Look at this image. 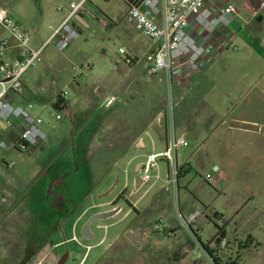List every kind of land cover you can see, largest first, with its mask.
Here are the masks:
<instances>
[{"label": "rangeland", "instance_id": "rangeland-1", "mask_svg": "<svg viewBox=\"0 0 264 264\" xmlns=\"http://www.w3.org/2000/svg\"><path fill=\"white\" fill-rule=\"evenodd\" d=\"M71 1L0 0V7L9 11L23 30L38 32L32 41L33 48L38 49L52 35L49 26L56 28L65 18L57 8ZM88 9L91 15L83 16L89 28L64 53L54 43L47 44L40 61L23 78L31 82V92L39 95L32 102L38 109L36 114L50 124L42 126L47 135L42 150L32 155L0 151V171L11 181L22 180L27 186L21 204L13 186L8 188L0 174V264H57L66 250L70 253L68 264H190L200 254L199 243L194 230L189 233L181 227L179 213L190 215L184 211L196 203V198L209 207L213 220H198L196 228L203 242L211 241L218 227L225 226L215 214L227 215L245 200L257 217L250 231L242 229L238 221L237 225H226L231 242L221 248L215 241V255L221 261L264 264V210L259 203L264 202V123L234 122L246 105L239 101L238 93L243 89L250 92L248 101L257 94L256 88L249 87L256 73L245 76L247 87H237L244 81L243 75L220 71L212 79L211 93L197 109L184 112L181 106L177 116L176 102V128L194 132L189 136L190 146L178 153L179 165L194 167V171L180 181L177 195L161 190L160 183L153 185L155 179L150 185L140 182L136 186V169L144 157L128 148L121 156L109 157L107 147L114 145L112 133L129 136L142 132L145 124L140 120L146 115L150 120L147 113L152 108L155 119H161L160 123L155 121L157 128L169 130L166 77L163 73L148 75L144 66L150 41L124 18L127 6L123 0H91ZM121 49L126 55L120 54ZM11 52L15 57L18 54ZM129 58L138 62L129 64ZM59 92L66 94L69 106L61 120L44 109L54 104ZM111 96L117 102L107 108L105 99ZM4 156L15 166L3 168ZM159 165L164 178L166 163ZM125 167L129 185L122 189ZM217 168L223 176H217ZM157 173L155 170L152 175ZM55 174L62 185L55 187L53 196L50 187ZM55 195L64 198L62 214L54 210ZM106 212L116 214L94 221L91 228L96 237L85 239V223L93 215ZM71 213L72 219L64 224L62 218ZM238 228L240 234L234 237ZM129 231L145 244L136 247L126 237ZM247 246L252 247L253 256L242 251ZM199 262L208 264L204 259Z\"/></svg>", "mask_w": 264, "mask_h": 264}, {"label": "built area", "instance_id": "built-area-1", "mask_svg": "<svg viewBox=\"0 0 264 264\" xmlns=\"http://www.w3.org/2000/svg\"><path fill=\"white\" fill-rule=\"evenodd\" d=\"M127 6L124 18L134 25L136 30L150 41V48L145 55L148 65V75L155 76L163 73L166 77L168 98L167 114L170 128L168 130V143L164 151L151 154L142 163L139 176L142 186L160 183L161 190L172 191L177 195L178 183L183 171L179 165L178 153L190 146L189 135L179 134L175 125V107L177 98L175 88L179 87L183 95H188L193 87V77L200 73V60L204 57L206 49L197 41L196 36L190 32L191 21L213 31L219 24L229 26L232 16L236 13L234 4L224 7L219 17L211 18L208 11H204L207 0H123ZM91 0H72L67 5H60L57 10L65 15L61 24L54 28L48 42L35 49L32 46L33 36L37 31L30 33L15 22L9 11L0 7V151L16 150L21 153L34 154L41 149L47 135L42 126L50 124L41 115L36 114V107L29 105L23 107L13 103L11 95H22L24 92L23 78L26 72L40 61V57L47 44L54 43L60 53H64L69 45L80 37L75 27L78 16L89 13L88 5ZM255 13L264 10V0H251ZM107 24V22H103ZM16 50V57L8 53ZM121 55H126L124 49ZM137 62L136 58L128 59L127 63ZM78 73L79 71L76 70ZM116 98L107 101V107L116 102ZM44 109L61 120L62 113L69 112L66 94L59 92L54 104L44 106ZM15 134L16 140L11 141L7 132ZM259 131H261L259 129ZM199 149V148H198ZM166 163L167 172L163 178L159 163ZM188 164V162H187ZM8 169L15 163L7 162ZM158 171L153 176L152 172ZM217 176H222L220 169H216ZM214 174V173H213ZM215 176V175H213ZM152 185V186H153ZM151 189V187H150ZM149 189V190H150ZM181 227L193 233V227L201 217L196 211L187 217L179 213ZM199 243V241H198ZM199 260H206L208 264H216L211 256L199 243ZM217 257V256H216Z\"/></svg>", "mask_w": 264, "mask_h": 264}, {"label": "crops", "instance_id": "crops-1", "mask_svg": "<svg viewBox=\"0 0 264 264\" xmlns=\"http://www.w3.org/2000/svg\"><path fill=\"white\" fill-rule=\"evenodd\" d=\"M229 4H234L236 7V13L232 16V20L229 26L219 24L213 31H209L205 27L200 26L196 21H191L190 32L196 36L197 41L200 44L204 45L206 53L200 60V73L195 75L192 79L193 87L190 93L188 95H183L182 90L179 87L175 88V95L177 98V116L179 115V109L181 108V106L184 112L192 109H197L200 106V103L203 101L204 97L211 93L214 87L212 79H216L220 71L222 74L225 73L227 75H229V73H233L234 71L240 73V75H243L244 81L240 82L237 87H247L245 80L247 76L253 72L256 73V78L254 79L253 84L249 87L256 88L257 94L252 100L248 101L247 98L250 92L246 93L243 89L238 93L237 98L241 103L245 102L246 105H242L244 109L238 114V117L234 119V122H239L246 125L264 123V10L255 13L254 8L251 6V0H207L205 3L204 11H208L211 18L219 17L221 10ZM88 14L91 15V13ZM75 27L79 30L80 33H82L84 29L89 28V22L85 19V16H78L75 21ZM48 40L42 46H44L48 42ZM149 48L150 45L147 47L146 53L148 52ZM11 54L12 57H15L13 56L12 52ZM144 67L148 71V65L146 64ZM24 79L23 83L25 88L23 94L20 96L11 95V99L13 103L17 105L28 107L29 105H35L32 103L33 99L37 98L39 95L31 92V82L28 80V78L26 80ZM74 82H76V77L74 78ZM77 86L81 87L79 83H77ZM41 89L44 90L43 88ZM124 92H127V94H129V91L126 89H123V93ZM111 97H108L105 100L108 101L109 99H111ZM115 103L110 107H107L106 105L105 106L107 108H111L115 105ZM36 110L38 111L37 107ZM69 114L71 115V113ZM147 114L150 116V120H148L147 115L144 119L140 120L143 124H145L142 132H136L134 134L131 133L129 136H127L126 134H122L121 132L118 133V131L112 133L114 145H110L107 147V153L110 155L109 157L121 156L122 153H124V150L128 148L131 150L136 149L137 151H139V154L146 160L149 155L161 153L166 149L168 143V130L165 129L163 131L161 130V128H157V126L155 125V121H158L160 123L161 119L160 117L158 118V120L155 119L156 115L154 113V108H152L151 112H148ZM177 132L179 134H188L192 137L194 133H192V129H183L180 126H178L177 128ZM7 135L11 141L16 140V136L14 133L8 131ZM99 135H101L100 131L97 133V136ZM42 149L43 148L41 146V150ZM11 152H17L21 155L27 154L18 152L16 150H10L7 153L4 152V154H10ZM7 162L8 159L4 156L2 159L3 168L9 170L5 165ZM119 164L120 162L117 163L118 166ZM184 169L186 170L182 175L183 177L179 180L178 187H180V181L183 180L189 172L194 171V167L191 166L183 168V170ZM46 171L47 169L44 168V173H46ZM123 171L125 172V179L123 180L122 189L127 188L129 185V178L126 167ZM1 173L5 177L4 183L7 184L6 186L8 188L13 186V189H15L17 200L22 204L23 201H21V197L23 198V194L25 193L27 186L25 184H22V180L15 179L11 181L12 179L6 177L4 172L0 171V174ZM55 176L58 177V174H55ZM218 181H220L219 183L221 185H224L225 188L227 187V185L223 183L224 180L220 179ZM61 185L62 179L61 184L57 185V187H61ZM259 203L261 205L260 209L264 210V202L260 201ZM63 205V196H57V199L53 203L54 210L57 214H62L65 212ZM196 211L201 212V217L199 218V220H202L204 217H206V220L213 221L211 220V218H209V214L211 212L209 210V207L199 198H196V203L191 205L189 208H186L184 213L185 215H188ZM72 217L73 214L71 213L70 216H65L64 218H62L63 220H65L64 224H68ZM218 218L229 221V224L237 225L236 222L238 221V225H240L242 229H247L248 231H250V228L252 227V221H254L257 217L256 214H254L253 211L248 208V205L244 200L242 204L234 205L227 215L218 214ZM197 224L198 222L196 223V225ZM196 225L193 227V230L197 235V238H199V229L196 228ZM239 229L240 228L235 231L234 237L239 236ZM200 241L205 244L211 242H203L201 239ZM229 242H231V240L228 238L226 232L225 240L220 243L221 248H224V243ZM210 248L214 251V249H216L215 243L211 244ZM198 250L200 251L199 248ZM242 251L249 254L250 256L254 255L252 247H243ZM258 252L259 250L257 251V253ZM198 257L199 254L198 256L192 258L190 264H203V261H197ZM233 261L234 260L228 261L225 258L221 261V263L227 264ZM241 262L237 261L236 264H241Z\"/></svg>", "mask_w": 264, "mask_h": 264}, {"label": "water", "instance_id": "water-1", "mask_svg": "<svg viewBox=\"0 0 264 264\" xmlns=\"http://www.w3.org/2000/svg\"><path fill=\"white\" fill-rule=\"evenodd\" d=\"M135 182L136 186L140 185V180H139V168L136 169V174H135ZM116 213L115 212H106V213H101V214H96L93 215L83 226L82 228V235L85 239L91 240L92 238L96 237L95 234L92 232V223L96 220L100 219H107L112 216H114ZM126 237L136 246L140 247L145 244V241L139 237L137 234L133 233L132 231H129L126 235ZM62 264V263H60Z\"/></svg>", "mask_w": 264, "mask_h": 264}, {"label": "trees", "instance_id": "trees-1", "mask_svg": "<svg viewBox=\"0 0 264 264\" xmlns=\"http://www.w3.org/2000/svg\"><path fill=\"white\" fill-rule=\"evenodd\" d=\"M180 178H181V176H180ZM179 178V179H180ZM215 217H218V214H215ZM224 221V224H225V226L224 227H218V233L215 235V237H214V239L211 241V242H209L208 244H205V243H202L201 241H200V239L199 238H197L198 239V241L200 242V244L202 245V247L211 255V256H214V251L210 248V246H211V244H213L215 241H217L218 243H221V242H223L224 240H225V238H226V225H228L229 224V221H226V220H223ZM214 261H215V263L216 264H222L221 263V260L218 258V257H216V256H214ZM237 263V260L236 261H233V262H231V263H227V264H236Z\"/></svg>", "mask_w": 264, "mask_h": 264}, {"label": "flooded vegetation", "instance_id": "flooded-vegetation-1", "mask_svg": "<svg viewBox=\"0 0 264 264\" xmlns=\"http://www.w3.org/2000/svg\"><path fill=\"white\" fill-rule=\"evenodd\" d=\"M61 184V179L59 178V177H56L55 178V181L52 183V185H51V187H50V190H51V194L54 196V189H55V187L57 186V185H60ZM55 197H56V195H55ZM56 199H57V197H56ZM53 249H55V248H57V246H53L52 247ZM69 260H70V253H69V251L68 250H66L62 255H60V257L58 258V260H57V264H60V263H62V264H68V262H69Z\"/></svg>", "mask_w": 264, "mask_h": 264}]
</instances>
